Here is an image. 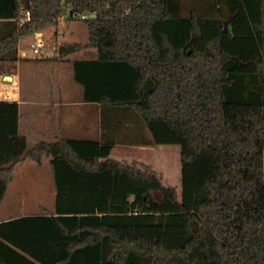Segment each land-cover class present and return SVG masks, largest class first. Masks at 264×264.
<instances>
[{"label":"trees","instance_id":"obj_1","mask_svg":"<svg viewBox=\"0 0 264 264\" xmlns=\"http://www.w3.org/2000/svg\"><path fill=\"white\" fill-rule=\"evenodd\" d=\"M239 2L224 16L216 0H0V75L62 6L90 14L98 56L73 62L84 100L132 108L182 168L179 193L109 142L28 148L19 104L0 100V201L25 158L49 156L56 189L53 211L0 222V264H264V0Z\"/></svg>","mask_w":264,"mask_h":264},{"label":"crops","instance_id":"obj_2","mask_svg":"<svg viewBox=\"0 0 264 264\" xmlns=\"http://www.w3.org/2000/svg\"><path fill=\"white\" fill-rule=\"evenodd\" d=\"M45 32L38 34L44 35ZM30 39L31 36L20 39L18 61L11 70L12 73L0 75V100L16 101L19 104V133L26 137L28 148L40 141L52 142L60 138L109 142L113 144L111 158L121 162L137 161L150 165L162 176L165 184L177 186L178 182L182 183L180 145L150 144L149 129L128 106L85 101L82 87L72 82L69 73L72 72L73 62L76 60L32 58L28 50H23L27 49ZM19 51L25 53L24 56ZM23 68L29 70L27 75L23 74ZM57 72L60 80L59 77L57 80L54 78ZM7 75L10 78H6ZM157 146L162 147L159 153ZM45 157L49 156H43L40 162L25 158L15 163L5 196L0 201V222L54 210L56 189L52 166V173L49 171L42 175L43 178H40L41 182L38 184L37 178L30 179L34 175L26 162L32 160L41 165ZM50 159L49 157V161ZM155 160L159 162V166L155 165ZM30 183L34 185L31 190ZM39 187V198L48 197L51 203L49 206L37 203L30 210L26 193L38 192ZM0 252L6 256V248L0 247Z\"/></svg>","mask_w":264,"mask_h":264},{"label":"rangeland","instance_id":"obj_3","mask_svg":"<svg viewBox=\"0 0 264 264\" xmlns=\"http://www.w3.org/2000/svg\"><path fill=\"white\" fill-rule=\"evenodd\" d=\"M216 2H217L216 3V9H220V13L224 16H227L226 12L231 14L237 6H241V4H243L241 2L237 3L238 0H219V2H218V0H216ZM249 5H252V3H249ZM255 6L257 7V5L254 4V8H255ZM241 8L243 10V8H245V7H241ZM249 11L252 12L253 9H250ZM61 15L64 16L63 19L58 18L56 24L50 25L48 28H46L43 31V32L46 31L43 36L46 38V40H48L47 41L48 46H51V47H48V50L49 51L53 50L54 45L59 47L62 44H70V45L79 46V50L76 52L70 53L68 55H65L64 57H61L62 61L69 60V59L70 60H73V59H75V60H78V59H84V60L96 59L98 54H97L96 47L93 46L91 44V41H90V32L91 31H90L89 23L83 19L78 18V17L77 18L74 17L73 19H71L65 6L61 7ZM245 21H246V18L244 16V14H242V16H239V18L235 22V27H234V25L232 27L234 29L239 28L240 25L244 24ZM227 27H228V25H227ZM35 32H40V31H35ZM33 35H34V33L32 35H30L32 37V39L34 37ZM30 36H29V38H30ZM38 36H41V35H38ZM59 37L65 38L64 41L59 43V41H58ZM69 61H67V62H69ZM66 64H68V63H66ZM22 72L24 75H27L29 73V70L27 68L26 69L23 68ZM69 73L71 74L72 82L81 88L79 83L74 78V71L72 70V72H69ZM58 75H59V72H57V75H55V77H54L56 80H57V77H59V80H60V75L59 76ZM24 80L26 81V78ZM160 148H162V147L157 146V152L158 153H159ZM157 160H159V159H157ZM157 160H155L154 163L156 166H159V162ZM26 162H27V164L30 165L31 173H32V175H34L33 177H30V179H36L37 178L38 184H40L39 182H41L40 178H43L42 175H44L46 172H49L52 170L51 165H50V161H49V157H45L43 159V162L41 165H38L36 162H34L32 160H28ZM51 173H52V171H51ZM51 180L53 182V176H51ZM47 182H48V180H47ZM32 183L29 184L30 190H31L32 186L34 187V185H32ZM181 186H182V183L178 182V185L176 187H177V190L179 193H181ZM40 190L41 189L39 187L38 192H34V191L31 192L30 191V192L26 193V196H27V198L29 200V204H30V210L33 209L34 207H36L37 203H43V204H46L47 206L50 205L51 202H50L48 197H46L45 199L39 198V197H41V195H39ZM45 190H47V188Z\"/></svg>","mask_w":264,"mask_h":264},{"label":"built area","instance_id":"obj_4","mask_svg":"<svg viewBox=\"0 0 264 264\" xmlns=\"http://www.w3.org/2000/svg\"><path fill=\"white\" fill-rule=\"evenodd\" d=\"M22 13L23 15L17 19L18 23L19 24H23V23H26L28 22L30 19H31V15H30V12L27 8L23 9L22 10ZM91 17L90 14L88 13H83L80 15V19H83V20H87ZM61 19L64 18V16L60 15ZM39 32H34V37L33 39H31L28 44H27V49H23V50H28L29 54H30V57L32 58H35V59H49V58H61V57H64V55H62L60 52H59V47L54 45L53 46V50L49 51L48 50V47H51V46H48V40H46V38L41 35V36H38L40 34H38ZM65 38L63 37H59V43H61L62 41H64ZM19 46V45H18ZM20 49V47H19ZM21 51V49H20ZM19 51V52H20ZM20 55L24 56L25 53H19ZM3 97H5L3 95Z\"/></svg>","mask_w":264,"mask_h":264},{"label":"water","instance_id":"obj_5","mask_svg":"<svg viewBox=\"0 0 264 264\" xmlns=\"http://www.w3.org/2000/svg\"><path fill=\"white\" fill-rule=\"evenodd\" d=\"M225 28H226V30H227V24L225 25ZM39 33H41V32H39ZM6 78H10V76L7 75Z\"/></svg>","mask_w":264,"mask_h":264}]
</instances>
